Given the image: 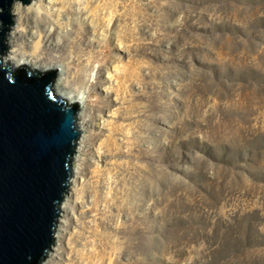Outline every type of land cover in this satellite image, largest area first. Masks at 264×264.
<instances>
[{"label": "rangeland", "instance_id": "1", "mask_svg": "<svg viewBox=\"0 0 264 264\" xmlns=\"http://www.w3.org/2000/svg\"><path fill=\"white\" fill-rule=\"evenodd\" d=\"M11 14L5 64L85 112L46 264H264V0Z\"/></svg>", "mask_w": 264, "mask_h": 264}, {"label": "water", "instance_id": "2", "mask_svg": "<svg viewBox=\"0 0 264 264\" xmlns=\"http://www.w3.org/2000/svg\"><path fill=\"white\" fill-rule=\"evenodd\" d=\"M16 1L30 3L0 0V264H41L68 188L79 104L54 94L57 69L5 64Z\"/></svg>", "mask_w": 264, "mask_h": 264}, {"label": "bare ground", "instance_id": "3", "mask_svg": "<svg viewBox=\"0 0 264 264\" xmlns=\"http://www.w3.org/2000/svg\"><path fill=\"white\" fill-rule=\"evenodd\" d=\"M5 58V57H4ZM3 58V60H4ZM6 60V59H5ZM5 62V61H4ZM13 66V65H12ZM14 67V66H13ZM72 68V67H71ZM60 74L61 71H57V74ZM70 103H75V102H70ZM76 103L79 104L78 106V111L76 113V128L79 132V137H78V140H77V143H76V146H75V149H74V152H73V155H72V158L75 160L76 159V156H77V153L79 151V145H80V141L83 139L84 135H83V132H84V126H83V122L85 121L84 120V117H85V112H84V107L81 105V103L79 101H76ZM72 158H71V163H72ZM77 174V169L75 167H72L71 166V169H70V178H69V181H68V188H67V191L64 193V198H63V202H62V206L64 205V203L67 201V199L69 198L68 195H69V192L70 190H72L71 186H72V183H74L73 181V176ZM71 185V186H70ZM62 209V208H61ZM58 233H59V230L58 228H56V231H55V234L53 236V239H55V243L56 240H58ZM54 241V240H53ZM52 241V242H53ZM54 248V244L51 246L50 245V248L48 249V251L46 252V257H49L51 255V251L52 249ZM41 264H46V260L43 261Z\"/></svg>", "mask_w": 264, "mask_h": 264}]
</instances>
